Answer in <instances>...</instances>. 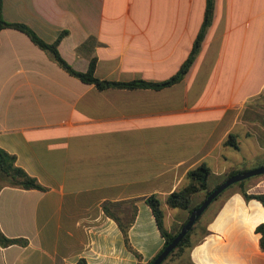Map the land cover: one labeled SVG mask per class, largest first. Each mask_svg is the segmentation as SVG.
<instances>
[{"label": "crops", "instance_id": "0c3cea01", "mask_svg": "<svg viewBox=\"0 0 264 264\" xmlns=\"http://www.w3.org/2000/svg\"><path fill=\"white\" fill-rule=\"evenodd\" d=\"M205 3L1 0V9L45 42L66 31L57 49L76 71L95 58L100 79L161 82L187 58ZM263 108L264 0H215L191 67L159 88L84 83L25 33L0 29V148L44 187L0 179V230L20 240L0 243V264L147 262L164 238L145 199L159 196L169 230L186 212L165 198L189 169L206 162L222 175L238 169V155L264 158ZM263 221L258 201L220 196L200 218L208 234L190 261L264 264L254 232Z\"/></svg>", "mask_w": 264, "mask_h": 264}, {"label": "trees", "instance_id": "16d2710c", "mask_svg": "<svg viewBox=\"0 0 264 264\" xmlns=\"http://www.w3.org/2000/svg\"><path fill=\"white\" fill-rule=\"evenodd\" d=\"M214 2L215 0H206L203 21L187 58L183 61L178 71L172 77L161 82H147L143 80L115 82V81L100 79L96 77L94 74L95 58L90 59L86 71L84 72L76 71L63 59V57L60 55L57 49L58 42L62 38V36L66 34V31H62L53 42L51 43L45 42L27 25L23 23L5 21L2 17L1 0H0V29L4 27H11L25 33L28 36V38L36 46H38L40 49L45 51L58 66H60L70 75L77 77L84 83L94 84L98 88H105L111 86H125V87L142 86V87L159 88L181 80L186 74V72L189 70V68L191 67L192 63L194 62L201 48V44L204 39L205 33L211 24L214 13ZM225 144L235 145V143L232 141V135H229V137L225 141ZM237 172H240V170L236 169L229 173H226L223 177V180ZM212 175L213 174L211 172V169L207 165V163L201 162L196 166H194L193 168L189 169L184 176V182L178 188H176L174 191H172L170 194L166 196L165 201L168 208L179 209L186 212V216L179 223L173 224V226L169 230L164 226V211L161 207V201L159 196L157 194H152L145 199L147 205L150 207L152 211L157 228L161 236L164 238V242L161 249L150 260H148L145 263H138V264H151V262L155 259V257L174 238V236L179 231L183 223L186 221L191 210L194 209L196 206H198L202 202V200L206 197V195L209 193V191L212 189L209 187V179ZM0 179H2L11 186L20 187L23 189H40V190L44 189V187L40 185L35 178L28 175L23 169H21L15 164L14 155L8 153L2 148H0ZM246 180L248 179L232 184L227 189H229L233 185H238L239 189L237 190V192H239V194L243 197L245 201L256 200L264 208V192L248 193L246 188L244 187V183ZM218 184L219 183H216L213 186V188ZM227 189H225L221 194H219L217 198H215L211 202V204L215 200H217L220 196H222ZM199 193H203V197L198 202L193 203L194 198ZM209 206L206 208V210L209 208ZM201 216L194 223L191 229L184 235V237L180 240L177 246L168 254L166 259L161 264H193L189 259V255H188L189 250L196 242H198L201 238H203L208 234V230L206 229V227L203 224L200 225ZM126 228L127 227L122 226L125 244L127 245V247H129ZM254 232L256 234H259V246L261 249H263L264 221L260 222L255 226ZM195 236H198L199 238L198 239L196 238L197 240H195L194 238ZM19 241H20L19 239H10L5 237L0 230L1 244L7 245ZM79 264H86V263L80 262Z\"/></svg>", "mask_w": 264, "mask_h": 264}, {"label": "water", "instance_id": "95a60500", "mask_svg": "<svg viewBox=\"0 0 264 264\" xmlns=\"http://www.w3.org/2000/svg\"><path fill=\"white\" fill-rule=\"evenodd\" d=\"M264 174V164L245 171L237 172L228 178L224 179L217 186L212 188L206 197L202 200V202L191 210L188 215L186 221L183 223L179 231L176 233L174 238L169 242V244L163 248V250L155 257V259L151 262V264H161L168 254L177 246L180 240L184 237V235L191 229L194 223L198 220V218L202 215V213L206 210V208L211 204V202L217 198L219 194H221L225 189H227L230 185L245 180L247 178L258 176Z\"/></svg>", "mask_w": 264, "mask_h": 264}, {"label": "rangeland", "instance_id": "374dc122", "mask_svg": "<svg viewBox=\"0 0 264 264\" xmlns=\"http://www.w3.org/2000/svg\"><path fill=\"white\" fill-rule=\"evenodd\" d=\"M264 110V108H263ZM260 113H262V109H256V112L253 114V117L258 120L260 119ZM246 154V152H245ZM238 161V164L235 166L240 171H245L249 169H253L256 167L263 165L264 158H248L244 157L241 159L238 155V158L235 159ZM226 174V173H225ZM225 174L222 175H212L209 179V187L213 188V186L216 183H220L223 180V177ZM248 180L245 181L244 187L246 188L247 192L249 193H258V192H264V174L253 176L250 178H247ZM238 185H233L229 189L226 190V192L223 193L222 197L227 195L228 193L238 190ZM203 197V193H199L193 200V203L198 202ZM175 211H180L179 209H176ZM174 218V217H173ZM203 222H201L200 225H202ZM201 227V226H200ZM195 238V237H194Z\"/></svg>", "mask_w": 264, "mask_h": 264}]
</instances>
